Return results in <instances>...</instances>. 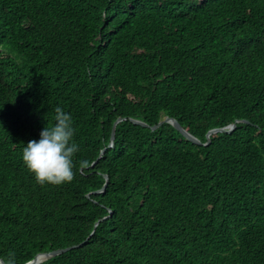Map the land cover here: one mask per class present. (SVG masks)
<instances>
[{"label": "trees", "instance_id": "trees-1", "mask_svg": "<svg viewBox=\"0 0 264 264\" xmlns=\"http://www.w3.org/2000/svg\"><path fill=\"white\" fill-rule=\"evenodd\" d=\"M57 106L74 178L40 185ZM70 245L39 264H264V0H0V258Z\"/></svg>", "mask_w": 264, "mask_h": 264}, {"label": "clouds", "instance_id": "clouds-1", "mask_svg": "<svg viewBox=\"0 0 264 264\" xmlns=\"http://www.w3.org/2000/svg\"><path fill=\"white\" fill-rule=\"evenodd\" d=\"M74 135L75 129L71 114L65 112L62 107L57 106L55 108L52 125L50 127L46 126L40 131L38 140H29L24 144L21 153V160L25 168L33 175L38 184L44 185L50 183L53 185H61L73 180L74 156L79 151V145L74 141ZM204 143L203 145H206ZM53 250L55 249L39 253H48ZM68 250H70V248L65 251ZM53 256H50L49 258ZM49 258L45 260H48ZM0 264H16L15 252H10L6 261L1 259Z\"/></svg>", "mask_w": 264, "mask_h": 264}, {"label": "water", "instance_id": "water-1", "mask_svg": "<svg viewBox=\"0 0 264 264\" xmlns=\"http://www.w3.org/2000/svg\"><path fill=\"white\" fill-rule=\"evenodd\" d=\"M120 120H122V118H117L114 122H113V126H112V129H111V136H110V142L108 144V146H112L113 145V140H114V137H115V126L117 124V122H119ZM131 121L135 122V123H140L144 126H147V124L143 121H140L138 119H134V118H131ZM165 122H169L170 124H172L176 129H178L188 140L192 141L193 143L195 144H203L198 138H196L194 135H192L191 133H189L187 130H185L181 125L180 123L175 119V118H172V117H169V116H165L163 117L162 119H160L157 123L153 124L151 126V129H155L157 127H159L162 123H165ZM236 126V123H232L226 127H218V128H212V129H209L207 132H206V142L204 144H208L210 142V138L209 136L212 134V133H216V132H223V131H230L232 130L234 127ZM105 151V148H103L101 150V153ZM106 176V175H105ZM107 176H106V181L105 183L103 184V187L99 190H96L94 192H99L101 190L104 189V187L106 186L107 184ZM74 245L70 246V247H67V248H63V249H55L53 251H50L48 253H38L34 256V258H32L31 260L27 261L25 264H37L47 258H49L50 256H53L55 254H58V253H61L69 248H72ZM77 246V245H75ZM1 260V259H0Z\"/></svg>", "mask_w": 264, "mask_h": 264}]
</instances>
